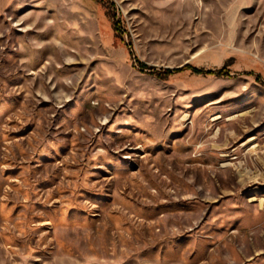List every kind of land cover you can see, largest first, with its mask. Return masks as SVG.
<instances>
[{"label": "rangeland", "instance_id": "rangeland-1", "mask_svg": "<svg viewBox=\"0 0 264 264\" xmlns=\"http://www.w3.org/2000/svg\"><path fill=\"white\" fill-rule=\"evenodd\" d=\"M0 264H264V0H0Z\"/></svg>", "mask_w": 264, "mask_h": 264}, {"label": "trees", "instance_id": "trees-1", "mask_svg": "<svg viewBox=\"0 0 264 264\" xmlns=\"http://www.w3.org/2000/svg\"><path fill=\"white\" fill-rule=\"evenodd\" d=\"M141 65L142 66H145V64H143V63ZM187 68L191 69L195 73H205V72H207V73H215L217 75H222V74L223 75H226L227 74V71L225 70L224 67H222L220 69H217L215 71H213V70H207V71H205V70H201V69L192 67L191 65H188V64L183 65L181 67H177V68H171V69L170 68H166V69H164V73L179 72L180 70L187 69Z\"/></svg>", "mask_w": 264, "mask_h": 264}]
</instances>
